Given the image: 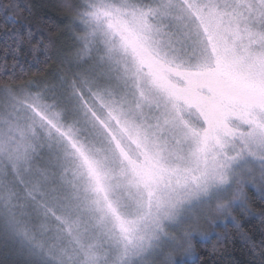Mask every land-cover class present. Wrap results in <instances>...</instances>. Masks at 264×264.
I'll return each instance as SVG.
<instances>
[{
  "label": "rangeland",
  "instance_id": "1",
  "mask_svg": "<svg viewBox=\"0 0 264 264\" xmlns=\"http://www.w3.org/2000/svg\"><path fill=\"white\" fill-rule=\"evenodd\" d=\"M133 1L81 0L69 63L0 90V206L59 264H154L264 170V0Z\"/></svg>",
  "mask_w": 264,
  "mask_h": 264
},
{
  "label": "trees",
  "instance_id": "2",
  "mask_svg": "<svg viewBox=\"0 0 264 264\" xmlns=\"http://www.w3.org/2000/svg\"><path fill=\"white\" fill-rule=\"evenodd\" d=\"M130 1L134 3L133 0ZM8 2L9 0H0V5ZM14 2L19 5V9L9 14L17 21L15 25L6 24L4 13L0 10V90L24 91L32 82L49 78L58 67L61 68L62 64L69 63L67 57L70 58L74 48L76 49L73 30L69 27L72 21L79 19L81 0H14ZM13 27L22 29L25 37L31 30L37 35V40L32 43L27 40L22 41L15 52L17 59L14 61L9 57L5 69L2 67L5 42L12 44L6 33H10ZM77 34L78 32L75 33L76 37ZM4 71L9 72L10 75H4ZM72 80L76 82L74 77ZM57 164L58 161H55L52 165ZM6 166L8 165H5L4 170L9 171ZM43 169L46 170L47 166ZM71 189V196H74V189ZM249 195L251 200L248 207L251 209V215L243 208L233 211L231 216L222 215L221 211L216 216L217 219L211 218V223L207 226L203 225L201 232H197L198 237L191 238L193 245L191 252L185 251L186 245L180 247L179 251L172 252L168 249L162 252L154 264H167V261H164L166 254L168 256L172 254L173 264H253L250 246H246V238L259 241L261 233H264V220L260 216L264 204H261V195L258 191L254 196L251 193ZM234 201L235 198L228 208ZM56 213L67 216V213L62 214L59 211ZM54 223L58 224L55 216ZM18 228V224L16 227L10 226L5 218V211L0 206V264L60 263L56 258L50 259L44 255L40 256L42 254L30 253L28 245L23 243L24 239ZM184 228L188 229V227ZM194 231L192 230L191 233ZM180 233L176 235L178 240H181ZM165 245L161 243L151 254L154 255L157 251L159 253Z\"/></svg>",
  "mask_w": 264,
  "mask_h": 264
},
{
  "label": "snow or ice",
  "instance_id": "3",
  "mask_svg": "<svg viewBox=\"0 0 264 264\" xmlns=\"http://www.w3.org/2000/svg\"><path fill=\"white\" fill-rule=\"evenodd\" d=\"M18 9L19 5H17L14 0H9L7 4L0 5V10L4 13V21L6 24L15 25L17 23V21L13 18V15H10L9 13H15ZM6 35L9 39H11L12 44L9 45L5 42V54L2 58L4 61L2 67L5 69L8 66L9 57H11L14 61L17 59L15 52L22 41L27 40L29 43H32L37 40V35L31 30L28 31L27 36L25 37L23 35V30H18L16 27H13L10 33H6ZM4 75H10V73L4 71ZM257 191L261 195V204H264V170L261 171L259 178L253 177L249 181L243 182L234 203L230 208L224 210L222 215L231 216L233 211L241 208L251 215V209L248 207L251 200L249 194L251 193L252 196H254ZM260 216L261 219L264 220V209H261ZM190 236L191 232H186L181 240L175 242V247L172 252L177 248L184 247L185 245V251L191 252L193 250V245ZM246 246H250L253 264H264V233H261L259 241L246 238ZM167 264H173L172 254L169 255Z\"/></svg>",
  "mask_w": 264,
  "mask_h": 264
}]
</instances>
